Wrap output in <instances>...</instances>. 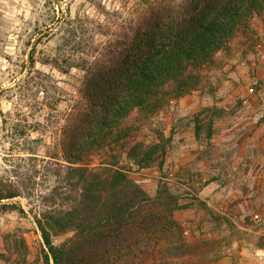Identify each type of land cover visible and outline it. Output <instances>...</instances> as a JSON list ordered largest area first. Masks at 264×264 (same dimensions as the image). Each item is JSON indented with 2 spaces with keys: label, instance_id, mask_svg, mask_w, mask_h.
<instances>
[{
  "label": "rangeland",
  "instance_id": "374dc122",
  "mask_svg": "<svg viewBox=\"0 0 264 264\" xmlns=\"http://www.w3.org/2000/svg\"><path fill=\"white\" fill-rule=\"evenodd\" d=\"M185 0H0V183L26 212H0L3 236H24L35 259L41 239L32 215L48 204L66 164L67 123L85 101L83 66L130 33L151 8ZM221 109L211 145H198L192 118ZM126 139L170 136L165 156L143 168L121 166L154 196L168 185L185 207L175 212L192 264H264V8L215 55L198 86L152 114L133 112ZM94 151L91 166L120 148ZM68 234L53 238L60 243ZM16 264V263H15Z\"/></svg>",
  "mask_w": 264,
  "mask_h": 264
},
{
  "label": "trees",
  "instance_id": "16d2710c",
  "mask_svg": "<svg viewBox=\"0 0 264 264\" xmlns=\"http://www.w3.org/2000/svg\"><path fill=\"white\" fill-rule=\"evenodd\" d=\"M264 0H185L181 6L153 7L138 24L106 48L107 55L83 66L80 93L85 101L64 129L66 164L48 204L32 215L41 239L39 255L28 261L24 236L6 232L0 264H192L190 247L175 212L184 208L166 183L155 195L121 166L125 153L138 168L164 160L170 136L157 141H121L133 112L152 114L164 103L195 89L203 72ZM218 107H204L192 118L198 145L209 146L216 134ZM120 148L110 159L91 166L94 151ZM15 186L0 183V212L23 207L11 199ZM68 234L60 243L53 238Z\"/></svg>",
  "mask_w": 264,
  "mask_h": 264
}]
</instances>
